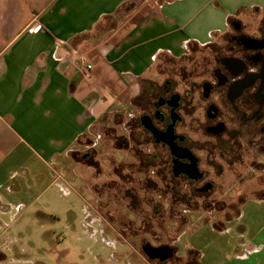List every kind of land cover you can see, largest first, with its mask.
Segmentation results:
<instances>
[{
    "label": "crops",
    "instance_id": "crops-1",
    "mask_svg": "<svg viewBox=\"0 0 264 264\" xmlns=\"http://www.w3.org/2000/svg\"><path fill=\"white\" fill-rule=\"evenodd\" d=\"M253 19H264V0H0L2 237L12 211L20 220L39 195L74 189L62 162L127 109L162 56L212 46L236 21L251 32ZM250 195L234 219L174 237L161 264H264V188Z\"/></svg>",
    "mask_w": 264,
    "mask_h": 264
},
{
    "label": "rangeland",
    "instance_id": "rangeland-1",
    "mask_svg": "<svg viewBox=\"0 0 264 264\" xmlns=\"http://www.w3.org/2000/svg\"><path fill=\"white\" fill-rule=\"evenodd\" d=\"M259 23L253 19L248 28H259ZM227 42L225 35L213 45ZM213 45L194 46L179 59L162 56L127 109L107 116L79 139L62 162L75 190H58L54 202L48 201V193L39 195L37 206L22 212L20 220V212L12 211L7 241L0 230V249L7 255L0 264H161L144 251L145 244L170 246L181 232H193L203 224L221 225L238 216L242 202L264 188L261 153L253 150L241 164H223L213 194H198L185 186L175 191V185L156 176L148 183L159 167L145 169L139 157L153 159L154 147L140 127L137 104L149 105L153 84L166 88L168 80L173 82L169 87L176 84L182 94L186 76L213 60ZM193 120L187 117V130L200 138L199 132L191 131Z\"/></svg>",
    "mask_w": 264,
    "mask_h": 264
},
{
    "label": "flooded vegetation",
    "instance_id": "flooded-vegetation-1",
    "mask_svg": "<svg viewBox=\"0 0 264 264\" xmlns=\"http://www.w3.org/2000/svg\"><path fill=\"white\" fill-rule=\"evenodd\" d=\"M234 25L227 45H213L210 64L186 76L182 94L168 80L166 88L153 84L149 105L137 104L140 127L154 147L153 159L141 155L140 163L159 167L148 183L156 176L175 191L185 186L213 194L223 164H241L253 150L264 155V19L251 32ZM187 117L194 118L191 131L200 138L189 134Z\"/></svg>",
    "mask_w": 264,
    "mask_h": 264
},
{
    "label": "water",
    "instance_id": "water-1",
    "mask_svg": "<svg viewBox=\"0 0 264 264\" xmlns=\"http://www.w3.org/2000/svg\"><path fill=\"white\" fill-rule=\"evenodd\" d=\"M179 99V95L178 94H175L173 96V100L174 101H178ZM148 118V117H146ZM144 251L151 257V258H155V257H159L161 259H166L167 257L169 256H172L173 255V248H171L170 246H162V247H159V248H155L153 247L152 245L150 244H145L144 245Z\"/></svg>",
    "mask_w": 264,
    "mask_h": 264
},
{
    "label": "built area",
    "instance_id": "built-area-1",
    "mask_svg": "<svg viewBox=\"0 0 264 264\" xmlns=\"http://www.w3.org/2000/svg\"><path fill=\"white\" fill-rule=\"evenodd\" d=\"M40 29H41V26H40V25H35L33 30H34V31H38V30H40ZM91 68H92V65H91V64H87V65L85 64V70H89V69H91ZM85 70H84V71H85Z\"/></svg>",
    "mask_w": 264,
    "mask_h": 264
},
{
    "label": "trees",
    "instance_id": "trees-1",
    "mask_svg": "<svg viewBox=\"0 0 264 264\" xmlns=\"http://www.w3.org/2000/svg\"><path fill=\"white\" fill-rule=\"evenodd\" d=\"M240 209V208H239Z\"/></svg>",
    "mask_w": 264,
    "mask_h": 264
}]
</instances>
